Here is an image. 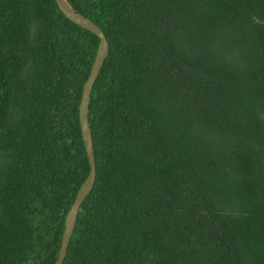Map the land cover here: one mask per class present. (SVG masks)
Returning a JSON list of instances; mask_svg holds the SVG:
<instances>
[{
    "label": "trees",
    "instance_id": "trees-1",
    "mask_svg": "<svg viewBox=\"0 0 264 264\" xmlns=\"http://www.w3.org/2000/svg\"><path fill=\"white\" fill-rule=\"evenodd\" d=\"M68 1L110 46L63 264H264V0ZM99 43L56 0H0V264L58 259Z\"/></svg>",
    "mask_w": 264,
    "mask_h": 264
},
{
    "label": "water",
    "instance_id": "water-1",
    "mask_svg": "<svg viewBox=\"0 0 264 264\" xmlns=\"http://www.w3.org/2000/svg\"><path fill=\"white\" fill-rule=\"evenodd\" d=\"M60 10L74 23L79 26L95 33L100 38V43L97 49V53L94 62L91 67L90 74L84 84L82 91V98L79 107V118L82 130V136L84 145L87 151V155L90 163V172L81 185L77 196L66 216L65 228L62 236L61 247L59 251L58 259L54 264H63L67 255L68 247L71 241L72 234L74 232L77 217L79 214L80 206L86 199V197L92 192L97 178V167L95 160V148L93 131L90 126L89 120V106L91 101V93L94 88L95 82L100 74L101 68L105 59L109 53V41L105 32L97 25L92 19L86 15L77 12L68 0H56Z\"/></svg>",
    "mask_w": 264,
    "mask_h": 264
}]
</instances>
